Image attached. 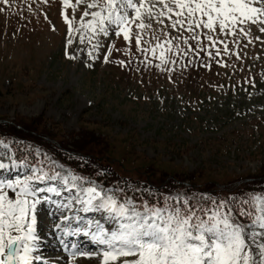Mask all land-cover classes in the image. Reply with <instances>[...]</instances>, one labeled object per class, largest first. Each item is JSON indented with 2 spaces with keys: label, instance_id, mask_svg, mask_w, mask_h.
I'll return each instance as SVG.
<instances>
[{
  "label": "rangeland",
  "instance_id": "rangeland-1",
  "mask_svg": "<svg viewBox=\"0 0 264 264\" xmlns=\"http://www.w3.org/2000/svg\"><path fill=\"white\" fill-rule=\"evenodd\" d=\"M74 5L76 0L67 6L62 0H0V162L8 165L0 169V183L34 177L28 183L35 195L27 198L39 201L38 213L30 215L37 214L34 235L42 256L38 261L34 255L32 262L102 264L107 246L101 253L86 251L91 258L72 253L82 243L91 245L88 238L96 241L93 233L114 231L117 220H127L110 209L98 210V199L87 205L84 189L89 187L113 196L117 206L131 200L141 212L143 205L178 207L187 200L212 210L223 202L224 212L243 207L261 215L264 34L258 26L243 25L248 36L220 34L217 28L209 33L214 47L206 29L197 30L199 44L183 32L189 44H173L188 51L184 56L175 48L167 52L170 45L164 43L181 33L169 29L167 20L154 23L142 34L140 46L156 48L154 55L138 49L134 25L130 41L112 29L104 36L81 28L85 6L74 10ZM62 13L73 21L71 33ZM162 28L170 33L167 37ZM153 31L163 49L151 39ZM161 50L175 63L162 64ZM15 137L21 138L19 151L31 164L15 159ZM50 172L59 173L58 179H48ZM45 173L44 180L35 179ZM20 187L3 190L15 199ZM70 231L72 241L54 247L53 237H68ZM258 251L253 245V254Z\"/></svg>",
  "mask_w": 264,
  "mask_h": 264
},
{
  "label": "snow or ice",
  "instance_id": "snow-or-ice-1",
  "mask_svg": "<svg viewBox=\"0 0 264 264\" xmlns=\"http://www.w3.org/2000/svg\"><path fill=\"white\" fill-rule=\"evenodd\" d=\"M7 2L8 0H4V3ZM62 3L67 6L69 0H62ZM81 4L85 6L80 17L81 28L104 36H108L112 29L115 35L123 34V38L130 41L131 26L134 25L138 30L134 37L138 49L145 53L151 51L154 55L156 48L140 47L142 34L152 29L154 23L164 25L165 20L169 21V29L181 33L172 40H164V43L170 45L166 51L172 52L175 48L178 50L177 54L183 53L184 56L188 55V51L180 48L179 44H173V40L189 44L188 39H182L183 32L191 33L190 39L199 44L200 33L197 30L206 29L205 35L213 47L216 40L209 33H215L217 28L220 34L237 36L243 33L248 36L251 34L250 30L242 27L247 24L249 28L258 26V31L264 34V0H76L74 10ZM62 15L71 33L73 21L69 20L66 13ZM87 17L91 19H86ZM161 31L165 37L170 34L163 28ZM83 39L81 36V40ZM151 39L156 41V47L163 49L161 37L155 31L152 32ZM254 39L260 40L261 37L255 36ZM68 43L71 44L72 41L69 40ZM224 50H228L226 44ZM199 51H204L203 46ZM215 55H219V52ZM237 58H240L239 54ZM107 59L105 56V61ZM159 59L162 64L175 63L166 58L165 50L160 51ZM6 167L8 165L0 162V169ZM46 176L45 173L35 179L44 180ZM58 177L59 173L47 178L57 180ZM33 178L28 176L23 181L18 179L15 182L0 183V264H32L33 247L30 245L37 239L34 235L37 218L30 213L35 212L39 203L27 198L35 195L36 190L30 189L28 183ZM63 182L67 183V180ZM21 185L15 199H11L8 192L3 190L5 187L14 189ZM47 191L57 190L48 188ZM84 191L88 195L85 201L87 205H93V201L98 199V203L94 205L98 210L110 209L117 217L127 220L126 223L117 220L118 227L114 231L105 232L101 229L102 234L99 236L93 233L94 240L107 246V250L102 253V264H110V261H118L119 264H264V243L257 242L258 237L264 239V231L255 230L257 226L264 230V208L257 209L261 215L255 218L250 210L243 207L235 210L239 217H249L251 225L246 226L233 215L234 209L222 211L227 207L223 202L214 210L184 200L178 207L166 204L164 207L149 208L148 205H143L145 210L141 212L132 205L131 200L117 206L113 196H103L96 187H89ZM244 203L247 204L248 201ZM65 207H71V204ZM13 230L20 235H13ZM253 245L259 250L255 254ZM80 255L91 258L88 252H81Z\"/></svg>",
  "mask_w": 264,
  "mask_h": 264
},
{
  "label": "bare ground",
  "instance_id": "bare-ground-1",
  "mask_svg": "<svg viewBox=\"0 0 264 264\" xmlns=\"http://www.w3.org/2000/svg\"><path fill=\"white\" fill-rule=\"evenodd\" d=\"M4 155V154H3ZM74 192V191H73ZM75 193V192H74ZM61 197V196H60ZM46 204V203H45ZM47 205H48V203H47ZM44 206V205H43ZM49 206V205H48ZM54 207L55 208H57L55 205H54ZM52 208V207H51ZM54 208V209H55ZM44 209V208H43ZM58 210V209H57ZM48 212V211H47ZM34 213H38V211H36L35 210V212ZM36 218H37V214H36ZM77 225H74V226H72V229H75V227H76ZM43 231V230H42ZM41 231V232H42ZM36 233V232H35ZM71 233H72V231H70V233H69V236L68 237H65V238H63L62 236V234H61V237H59V238H55L56 236H54L53 237V241L55 242L54 243V247H56V248H60V247H62V246H64L65 244H69L71 241H72V239H73V237H72V235H71ZM77 233V232H76ZM82 234V233H81ZM93 236V235H92ZM87 237H89V235H87ZM51 238V237H50ZM57 239V240H56ZM84 240V239H83ZM92 239H90V238H88V240L87 241H85V242H90V244L91 245H88V246H86L85 244H82L81 246H79V247H77V249L75 250V252L76 253H78V256L80 257V259H82L84 256H81L80 255V253L81 252H86V251H94V250H98V252H102L103 250H102V248H103V246H106V245H103V244H100V243H98V242H96V241H91ZM51 241V240H50ZM40 241L38 240V239H36L34 242H32L31 243V245L30 246H32L33 247V251L31 252V256L32 257H34V255H38L37 254V252H38V248L40 247ZM42 243H43V246L46 244V242L44 243L43 241H42ZM88 244V243H87ZM53 246V245H52ZM89 249H91V250H89ZM107 249V248H106ZM102 250V251H101ZM40 255L42 256V254H39L38 256L40 257ZM46 255H43V257H45ZM62 259H64V258H60V260L62 261ZM39 261V260H38ZM59 261V260H58ZM40 263H42L41 261H40ZM32 264H35V262H32ZM47 264V263H46ZM53 264V263H52Z\"/></svg>",
  "mask_w": 264,
  "mask_h": 264
},
{
  "label": "trees",
  "instance_id": "trees-1",
  "mask_svg": "<svg viewBox=\"0 0 264 264\" xmlns=\"http://www.w3.org/2000/svg\"><path fill=\"white\" fill-rule=\"evenodd\" d=\"M21 137V136H20ZM21 143H22V141H21V138H15L14 139V143H13V145L14 146H16L15 147V151H16V153L18 154V156H20V157H25L26 159H28V160H30L29 158H27L25 155H24V153L21 151V152H19V148L18 147H20V145H21ZM22 153V154H21ZM235 203H240V201L239 200H235ZM233 209V208H232ZM248 209H249V207H248ZM235 210H238V208L236 207L235 208ZM234 210V211H235ZM236 212V211H235ZM240 218H242L243 220H245V222H247L248 220H249V217L248 216H243V217H240Z\"/></svg>",
  "mask_w": 264,
  "mask_h": 264
}]
</instances>
